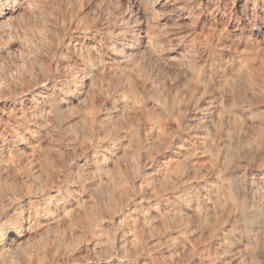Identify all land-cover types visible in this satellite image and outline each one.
<instances>
[{
	"label": "rangeland",
	"instance_id": "obj_1",
	"mask_svg": "<svg viewBox=\"0 0 264 264\" xmlns=\"http://www.w3.org/2000/svg\"><path fill=\"white\" fill-rule=\"evenodd\" d=\"M11 1L0 0V10L7 15L0 18V24L10 16L9 22L5 19L7 23L0 25V86H3L0 87V107H19L28 114L26 110L36 106V110L44 114L42 121L47 130L36 136L37 141L40 139L36 142L39 154L26 152L22 158H15L11 162L13 171L8 179L13 185L10 184L12 188L8 197L13 199L12 203L10 199L4 200L6 206L0 200V206L3 205V208L0 207V224L6 228L7 219L14 214L18 215V219L25 218L26 212L45 201L55 211V199L62 196V201L67 202V208L75 207L77 202L80 204V208L75 209L69 218L70 224L61 220L52 229L33 234V239L31 235V243L25 242L23 249L30 247L33 256H24V260L19 263L36 264L34 254L37 251L41 256L44 254L43 264H209V261L213 264H264V0ZM28 2H31L30 6ZM21 4L23 7H19ZM34 5L37 7L33 8ZM148 37L155 38V56L147 51V54L144 53L143 47ZM131 43L136 46L137 51L134 49V52L140 56L136 75L142 71L139 76H146V79L141 78L144 82L135 81L144 87L137 86L136 90V87L133 88L136 99H139L138 109L124 111L122 116L116 115L112 104L118 100V90L123 88L121 85L124 83L118 84L121 86L119 89L117 83L113 84L111 80L106 81V78L100 76L102 82H99L100 85L95 84V79L98 80L101 74L93 70L78 73V92L81 91L79 94L85 98L80 95L77 97L75 93L64 98L67 103L63 105H67V110L58 118L63 120H57V117L54 119L48 114L49 102L44 95L54 93L52 89L56 93V89L65 83L77 64L78 51L93 60L101 61L102 58L104 63H109L113 58L112 46L121 49ZM82 45L85 52L80 50ZM88 45L95 47L91 49L94 52L90 51L93 47L88 48ZM87 48L89 50H85ZM157 55L161 58L156 59ZM162 58L173 59L174 67ZM238 63L245 65V76L235 82L236 86L219 89L222 82L236 73ZM93 72L98 74V78ZM41 76L45 77V82ZM41 78L43 81L39 82ZM144 79L148 82L145 83ZM89 80L95 84L93 90L85 84ZM198 80L200 84L196 85ZM26 82L29 87H25ZM135 82L132 87L137 85ZM153 83L157 88L160 87L163 99L170 101L176 96L180 108L178 106V111L172 117L162 115L152 104L151 90L148 92V89H151ZM89 93L95 96L91 98ZM227 105L233 106L238 131L227 121L219 127V132L213 134V129L218 127L219 108ZM28 119L25 121L27 124L30 122ZM153 121L159 129H151ZM202 125L203 129L200 128ZM204 132L212 133L210 137L214 141V148L220 152L217 159L213 153H203L201 150L200 138ZM227 135L229 137L226 138ZM228 140L231 141L229 147L224 145ZM17 146L26 151L24 145ZM95 156L105 157L106 173L102 179H109L106 182L109 194L106 193L107 189L102 190L103 194L91 190L98 183V174L84 163L87 161L94 165ZM187 157L195 161L196 168L191 170V166L187 165L189 170L184 179H172L175 184L173 190L161 187L158 171L162 163L169 158L183 160ZM225 162L228 163L227 168ZM38 171H43L45 176ZM219 176L232 182L235 197L253 213L255 244L249 242L252 244L249 245L238 233L230 232L229 225L221 218L218 222L208 223L203 232L195 222L188 219L185 221L188 230L183 239L190 250L182 251L174 247L168 240L170 237H181L178 229L170 227L166 232L158 230L163 209L168 207L171 210L176 205L181 207L182 203L174 197L182 192L192 193L199 198L210 196L212 201L209 207L214 211V200H218V196L210 187L218 182ZM110 192L113 193L112 201L107 199ZM68 193L69 196H66ZM155 210L159 216H156ZM142 216L146 218L145 221ZM216 217L220 215L217 213ZM134 218L137 220L132 221ZM89 223L93 225L92 229ZM213 229H217L218 236L211 239ZM134 234H137L139 240L132 245L129 240ZM96 240L101 250L94 247ZM224 244L231 252L221 257V245ZM236 252H239L238 258H231V254ZM172 257L174 262L171 261ZM5 261L4 264L18 263L9 258Z\"/></svg>",
	"mask_w": 264,
	"mask_h": 264
},
{
	"label": "bare ground",
	"instance_id": "obj_2",
	"mask_svg": "<svg viewBox=\"0 0 264 264\" xmlns=\"http://www.w3.org/2000/svg\"><path fill=\"white\" fill-rule=\"evenodd\" d=\"M14 0L11 1V3H13ZM20 0H18L19 2ZM27 1V0H25ZM146 1V0H145ZM148 1V0H147ZM6 2V1H5ZM9 2V1H8ZM37 2L34 0V3ZM29 3V2H28ZM31 3V2H30ZM30 3L28 4L30 6ZM33 3V4H34ZM38 3V2H37ZM36 3V4H37ZM111 3V2H110ZM139 3V2H138ZM143 3V1H142ZM141 3V4H142ZM5 4V3H4ZM17 4V3H16ZM151 4V3H150ZM6 5V4H5ZM9 5V4H8ZM25 5V3H24ZM32 5V4H31ZM28 6V7H29ZM33 6V5H32ZM31 6V7H32ZM35 7L33 8H36L37 6L34 5ZM153 6V4H152ZM9 7V6H8ZM19 7H23L22 4L21 6ZM14 8V7H13ZM27 8V7H26ZM25 8V9H26ZM45 8V7H44ZM12 9V8H11ZM24 9V10H25ZM28 9V8H27ZM19 10V9H18ZM33 10V9H32ZM40 11V10H39ZM45 11V10H43ZM19 12V11H18ZM34 12V11H33ZM156 12V11H155ZM46 13V12H45ZM44 13V14H45ZM20 14V13H19ZM10 15V14H9ZM153 15V14H152ZM7 17V15L2 11L0 10V18H3V17ZM10 18V16H8ZM36 17V16H35ZM46 17V16H45ZM8 18V19H9ZM17 18V17H15ZM7 20V22H9V20L7 18H5ZM5 19L2 20V22H6ZM31 19V18H30ZM43 19V18H42ZM141 20V19H140ZM36 21V20H35ZM1 22V23H2ZM6 22V23H7ZM134 22V21H133ZM0 24V25H4V24ZM11 23V21H10ZM16 24V23H14ZM37 24V23H36ZM147 26V25H146ZM35 27V26H34ZM125 27V26H124ZM5 28V27H4ZM2 30V27L0 28ZM8 29V28H7ZM39 30V29H38ZM147 30V29H146ZM9 32V31H8ZM155 37V36H154ZM162 37V36H161ZM12 38V37H11ZM155 38H152V37H148L146 40V43L144 44L145 46L143 47L144 49V53H146L145 51H147L148 53L150 54H156L155 53V48H156V41L154 40ZM10 42V41H9ZM124 42V41H123ZM165 42V41H164ZM83 43V42H82ZM161 43V42H160ZM18 44V43H17ZM113 44V43H112ZM120 45V44H119ZM118 45V46H119ZM126 45V44H125ZM128 45V43H127ZM165 45V44H164ZM20 46V45H19ZM18 46V47H19ZM80 46V45H79ZM83 46V45H82ZM92 45H90L91 47ZM116 46V45H115ZM17 47V46H16ZM85 47H87V45H85ZM89 45H88V48H90ZM93 47V46H92ZM112 50H111V54L113 55V58L109 57L110 59V62L108 63H104L105 61H102V58L101 61H96V60H93L92 58H90L89 56H84L83 54L85 53H80V51H78L79 53L76 55V60H77V64L75 65L74 69L69 73L68 77L65 79V83H61L62 85L60 86L59 84V88L56 89V93H55V89H52L54 91V93L50 94V95H44V97L46 96V98L48 99L47 101L49 102V107L47 108L48 109V114L51 115L52 117H54V119L57 117V120H60L58 119L59 118V115L61 113H63L64 111L67 110V105L64 106L66 103L64 101V98H67L69 96H71L73 93H75V96H79V91L78 92V87H79V83L77 79H79L77 77L78 73L80 72H85L87 73L86 71H90L92 72L93 70L99 72L101 75H99V79H100V76L102 78H106V81H109L111 80V82L113 83H117V85L119 83H124L127 88L124 89V84L121 85L123 88L120 89L121 86L118 85V88L120 90L119 93H120V96L118 97V100L116 102H114L112 104V109L115 111V114L118 115L120 114L122 116L123 112L125 111H128V110H131V109H138L139 106H137V100L139 99H136L137 97L134 95V90L137 89V86L138 87H141L142 84L140 85V82H139V85L137 84L138 81L140 80L141 82H144L141 80V78L143 77H140L141 76V72L139 73L138 72V76L136 75V68L139 64V57L137 55V53L134 52V49L136 46H133L132 43L131 45L127 46L126 48L123 46L121 49L118 48H114V46H112ZM157 47H160L159 45ZM83 48H80V50L82 49L81 52H85L83 51ZM85 49V50H89V49ZM79 49V48H78ZM91 49H95V47L93 48H90V51H92ZM139 49V48H137ZM158 49V48H157ZM15 50V49H13ZM136 50V49H135ZM161 49H158V51H160ZM9 51V50H8ZM23 51V50H22ZM137 51V50H136ZM18 52V51H16ZM21 52V50H20ZM28 52V51H27ZM53 52V50H52ZM88 54H89V51H87ZM94 52V51H92ZM96 52V51H95ZM110 52V51H109ZM141 52V50H140ZM19 53V52H18ZM162 53V52H161ZM33 54V52H32ZM107 54V53H106ZM147 54V53H146ZM148 54V55H150ZM163 54V53H162ZM0 55H1V52H0ZM18 55V54H17ZM90 55V54H89ZM91 56H93V54H91ZM96 56V54H95ZM155 56V55H154ZM161 56V54H160ZM101 57V56H100ZM159 56L157 55L156 56V59L158 58ZM168 57V56H166ZM59 58V57H58ZM94 58V57H93ZM99 58V57H98ZM148 58V57H147ZM146 58V59H147ZM154 58V57H153ZM161 58V57H160ZM158 58V59H160ZM1 59V58H0ZM108 59V60H109ZM142 59V58H141ZM163 60H165V58H162ZM31 60V59H29ZM162 60V61H163ZM2 61V59H1ZM173 59L171 58H166L165 62L171 66L174 65L173 63ZM31 62V61H30ZM43 62V61H42ZM164 62V61H163ZM193 62V61H192ZM38 63V62H37ZM56 63V62H55ZM145 63V62H144ZM161 63V62H160ZM34 64V63H33ZM176 64V63H175ZM1 65V64H0ZM28 65V64H27ZM41 65V64H40ZM46 65V64H45ZM74 65V64H73ZM165 65V63H164ZM73 67V66H72ZM174 67V66H173ZM177 67V66H175ZM40 68V67H39ZM48 68V67H47ZM140 68H141V64H140ZM170 68V67H168ZM63 69V68H62ZM237 71L236 73L234 74H231V77L225 81V82H222L220 85H219V89L221 90H224L226 88H229L231 86H233L235 84V82L241 78V77H244L246 72V68H245V65L243 63H238L237 65ZM10 70V69H9ZM21 70V69H20ZM33 70V69H32ZM46 70V68L44 69ZM48 70V69H47ZM251 70V69H250ZM253 70V69H252ZM41 71V70H40ZM177 71V70H176ZM34 72V71H33ZM32 72V73H33ZM12 73V72H11ZM44 73H46L44 71ZM42 73V74H44ZM66 73V72H65ZM17 74V73H16ZM56 74V73H55ZM68 74V73H67ZM93 74H95L93 72ZM140 74V76H139ZM25 75V74H24ZM32 75V74H31ZM36 75V74H35ZM92 75V74H90ZM96 75V74H95ZM98 75V74H97ZM96 75V76H97ZM144 75V73L142 74ZM65 76V75H64ZM83 77V74L81 75ZM85 76V75H84ZM89 76V74H88ZM88 76H85V77H88ZM145 76V75H144ZM156 76V75H155ZM162 76V75H161ZM34 77V76H33ZM42 77V76H41ZM44 77V76H43ZM42 77V78H43ZM91 77V76H90ZM146 77V76H145ZM143 77V78H145ZM148 77V75H147ZM193 77V76H192ZM9 78V77H8ZM11 78V77H10ZM9 78V79H10ZM39 79V82L43 81V79ZM63 78V77H62ZM93 78V77H92ZM98 78V76H97ZM102 78L98 81L95 79V82L94 79L93 81L95 82V84H99V82L102 80ZM162 78V77H161ZM195 78V77H194ZM61 79V77H60ZM82 79V78H81ZM108 79V80H107ZM146 79V78H145ZM144 79V80H145ZM41 80V81H40ZM46 79H44V82H45ZM80 80V79H79ZM92 80V79H91ZM89 80L88 82L89 83H85V84H88L92 90L93 88H95V84ZM104 80V79H103ZM150 80V79H148ZM152 80V79H151ZM150 80V81H151ZM241 80V79H240ZM8 81V80H7ZM24 81V80H23ZM137 81V83L135 82ZM147 83L148 81L145 80ZM160 81V80H159ZM247 81V80H246ZM2 82V81H1ZM10 82V81H9ZM9 82L7 84H9ZM85 82H87V80H85ZM102 82V81H101ZM135 82V85L136 86H131L133 85V83ZM6 83V82H5ZM28 82H26L27 84ZM105 83V82H104ZM113 83V84H114ZM200 84V81L198 80V82H196V85L197 84ZM218 83V82H217ZM37 84V83H36ZM35 84V86H36ZM42 84V83H41ZM56 84V83H55ZM54 84V86H55ZM108 84V82L106 83V85ZM152 84V83H150ZM159 84V83H158ZM11 85V84H10ZM34 85V84H33ZM32 85V87H33ZM45 85V83H44ZM49 85V84H48ZM53 85V83L51 84ZM58 85V84H57ZM100 85V84H99ZM99 85H96L99 86ZM115 84V88L117 86ZM154 85V83H153ZM153 85H151V89H148V92L149 90H151V99L153 100L152 104L154 105V107L162 114V115H170L172 117V115H174L178 109L180 108V106L177 104V98L176 96L168 101L166 99H163L162 97V92L159 88H157V86L154 85V87H152ZM157 85V84H156ZM162 85V84H161ZM5 86V85H4ZM39 86V85H38ZM112 86V85H111ZM145 86V85H144ZM142 86V87H144ZM160 86V84L158 85ZM236 86V85H234ZM0 87H3L2 85ZM25 87H29L28 84L25 86ZM31 87V88H32ZM37 87V86H36ZM50 87V86H49ZM53 87V86H51ZM56 87V86H55ZM58 87V86H57ZM65 87L67 90H65ZM102 87V86H101ZM99 87V88H101ZM104 87V86H103ZM136 87V88H135ZM149 87V85H148ZM9 88V87H7ZM38 88V87H37ZM40 88V87H39ZM99 88H96L99 89ZM108 88V87H107ZM111 88V87H110ZM117 88V89H118ZM133 88H135L133 90ZM5 89V87H4ZM26 89V88H25ZM27 89H30V88H27ZM47 89V88H46ZM80 89V87H79ZM90 89V90H91ZM114 89V88H113ZM139 89V88H138ZM144 88H142L143 90ZM146 89V88H145ZM144 89V90H145ZM230 89V88H229ZM228 89V90H229ZM24 90V89H23ZM32 90V89H30ZM101 90V89H99ZM108 90V89H107ZM112 90V88H111ZM110 90V91H111ZM203 90V89H202ZM26 91V90H24ZM28 91V90H27ZM26 91V92H27ZM38 91V90H37ZM48 91V90H47ZM103 91V90H102ZM105 91V90H104ZM2 92H3V88H2ZM6 92V91H5ZM40 92V91H39ZM38 92V93H39ZM112 92V91H111ZM116 92L115 89L113 91V93ZM147 92V91H146ZM181 92V91H180ZM23 93V92H22ZM82 93V92H81ZM85 93V92H84ZM100 93V91H99ZM107 93V92H106ZM118 93V92H117ZM118 93V94H119ZM139 93V92H138ZM166 93V92H165ZM35 94V93H34ZM41 94V93H40ZM91 94V93H89ZM93 94L96 95V93L93 92ZM115 94V93H114ZM117 94V95H118ZM179 94V93H178ZM227 94V93H226ZM93 95V96H95ZM116 95V96H117ZM147 95V94H146ZM43 96V95H42ZM81 96V95H80ZM92 94H91V98L93 97ZM115 96V95H114ZM39 97H41L39 95ZM76 97V98H77ZM83 97V96H81ZM90 97V96H89ZM178 97V96H177ZM230 97V96H228ZM85 98V97H83ZM80 99V100H83ZM115 98V97H114ZM165 98V97H164ZM1 99V98H0ZM43 99V98H41ZM27 100V99H26ZM45 100V99H44ZM42 100V101H44ZM72 100V99H71ZM79 100V101H80ZM30 101V100H29ZM35 101V100H34ZM78 101V100H77ZM83 102V101H82ZM148 102V101H147ZM35 103V102H34ZM80 103V102H79ZM207 103V102H206ZM21 104V103H20ZM39 104V103H38ZM64 104V105H63ZM12 105V104H11ZM43 105V104H42ZM72 105V104H71ZM87 105V104H85ZM215 105V104H214ZM15 106V105H14ZM20 106V105H18ZM95 106V105H94ZM142 106V104H141ZM140 106V107H141ZM179 106V108H178ZM224 106V105H223ZM220 107L219 108V116H218V127L214 128L213 129V134H216L217 132H219V127H221L225 122H231L234 127H235V130L238 131V126H237V118L236 116H234V113H233V106H225V107ZM12 107V106H11ZM25 107V106H24ZM29 107V106H28ZM31 107V106H30ZM33 107V106H32ZM36 107V106H35ZM34 107V108H35ZM45 107V106H44ZM69 107V106H68ZM88 107V106H87ZM98 107V106H97ZM138 107V108H136ZM19 108V107H18ZM17 107H14L13 109H6L4 107H0V200L3 202V205L6 206V202H4V200L6 199H10L8 196H9V193H10V189L12 187H10L13 183H9L10 179H8L9 177V174H11L10 172H12V164L11 162L13 163L14 159L17 158V159H20L22 158V156L28 152L32 155H35V154H39V149L36 144V142L38 143L39 140L37 141L36 137L38 133H40L41 131H46V127L44 125V122L42 121V114L39 110H36V108L33 110V109H27L26 111H28V114L27 112L25 111H22V109H18ZM39 108V107H38ZM46 108V107H45ZM77 108V107H76ZM73 109V108H72ZM89 109V108H88ZM44 110V109H43ZM42 110V111H43ZM90 110V109H89ZM100 110V109H99ZM155 110V109H154ZM92 111V110H91ZM200 111V110H199ZM205 111V110H204ZM44 112V111H43ZM88 112V111H87ZM86 112V113H87ZM93 113V111H92ZM112 113V112H111ZM46 114V115H48ZM156 114V113H155ZM187 114V113H186ZM71 115V114H70ZM85 115V114H84ZM119 115V116H120ZM132 115V114H131ZM137 115V114H136ZM66 116V115H65ZM64 116V117H65ZM129 116V115H128ZM139 116V115H138ZM144 116V115H143ZM29 118L30 119V122L27 124L25 123L26 121V118ZM45 117V120H46V116ZM48 117V116H47ZM61 117H62V114H61ZM118 117V116H117ZM131 117V116H130ZM199 117V116H198ZM77 118V117H76ZM129 118V117H128ZM137 118V117H136ZM168 118V117H167ZM28 119V120H29ZM49 119V118H48ZM64 119V118H63ZM62 119V120H63ZM71 119V117H70ZM95 119V118H94ZM240 119V118H239ZM72 120V119H71ZM91 120V118H90ZM170 121V120H168ZM51 122V121H50ZM106 122V121H105ZM77 123V122H76ZM79 123V122H78ZM111 123V122H110ZM67 124V123H66ZM119 124V123H118ZM199 124V123H198ZM120 125V124H119ZM151 129L152 128H160L159 126H157L156 122L153 121L151 124ZM47 126V125H46ZM68 126V125H67ZM77 126V125H76ZM82 127V126H81ZM114 127V125H113ZM149 127V126H148ZM130 128V127H129ZM200 128H204V126L202 125ZM66 129V128H65ZM93 129V128H92ZM114 130V129H113ZM153 130V129H152ZM151 130V131H152ZM192 130V129H191ZM57 131V129H56ZM157 131V130H156ZM23 132V133H21ZM68 132V131H67ZM26 134V135H25ZM44 134V133H43ZM65 134V133H64ZM68 134V133H67ZM85 134H87V132H85ZM159 134V133H158ZM210 134L212 133H208L206 134L204 132V136H202L200 138V145H201V150L203 153H213V155L216 157V159L219 157V154L220 152L218 150H216L214 148V141L212 140V138L210 137ZM25 135V136H24ZM41 135V133H40ZM45 135V134H44ZM69 135V134H68ZM206 135V136H205ZM120 136V135H119ZM130 136V134H129ZM229 137L228 135L226 136V138ZM52 138V137H51ZM84 138V137H83ZM88 138V137H87ZM130 138V137H129ZM53 139V138H52ZM158 139V138H157ZM45 140V139H44ZM191 140V139H190ZM19 141H20V144L24 145L25 147V150L26 151H23L22 149L20 150V148L17 146V145H20L19 144ZM167 143V142H166ZM41 144V142H40ZM42 145V144H41ZM224 145H228L227 147H229V145H231V141L228 140V142H225ZM47 146V145H46ZM157 146V145H156ZM42 147V146H41ZM84 147V146H83ZM90 147V146H89ZM45 148V147H44ZM38 149V150H37ZM100 149V148H99ZM219 149V148H218ZM48 151V150H46ZM136 151V150H135ZM161 151V150H160ZM163 152V150H162ZM135 154V153H134ZM27 155V154H26ZM25 155V156H26ZM155 155V154H154ZM183 155V154H182ZM51 156V155H49ZM159 156V154H158ZM29 158V157H28ZM34 158V156H33ZM85 158V157H84ZM160 158V157H159ZM210 158V157H208ZM32 159V158H31ZM41 159V157H40ZM26 160V159H25ZM29 160V159H28ZM42 161V160H41ZM40 161V163H41ZM115 161V160H114ZM39 162V161H38ZM57 162V161H56ZM93 162V161H92ZM105 157L104 156H95V160H94V165L93 163H89L87 161H85V166L92 170V172L94 171L97 172L98 174V178L99 180L97 181L98 183H96L93 187H91V190L92 192L96 193V194H103L102 190L103 189H107L108 187H106V182L109 180L107 179V181H104L102 179V175L105 174ZM209 162L211 163V161L209 160ZM26 163V162H25ZM43 163V162H42ZM41 163V164H42ZM59 163V162H58ZM31 164V163H30ZM35 164V163H34ZM115 164V163H113ZM225 166L227 168L228 166V163L225 162ZM33 165V164H31ZM43 165V164H42ZM58 165V164H57ZM190 165L191 166V170H194L196 167L195 166V161L194 160H191L190 158H184L183 160L181 159H178V158H169L168 160L164 161L162 163V166L160 167V170L158 171V176H159V180H160V184H161V187H163L164 189H168V188H172L170 190H173L175 187V184L172 182V179H184V176L188 173V166ZM21 166V164H20ZM46 166V164H45ZM49 166V165H48ZM84 166V167H85ZM149 166V165H148ZM212 166V165H211ZM24 167V166H23ZM57 167V166H56ZM157 167V166H156ZM38 168V167H37ZM46 168V167H45ZM198 168V167H197ZM214 168V167H213ZM212 168V169H213ZM225 168V169H226ZM34 169V168H33ZM44 169V168H42ZM222 169V168H221ZM12 170V171H11ZM16 170V169H15ZM27 170V169H26ZM47 170V169H46ZM44 170V172L46 171ZM114 170V169H113ZM48 171V170H47ZM52 171V170H51ZM83 171V170H82ZM89 171V170H88ZM18 172V171H17ZM39 172V171H38ZM43 172V171H42ZM42 172L40 171L39 173L42 174ZM43 172L44 176H45V173ZM53 172V171H52ZM207 172V171H206ZM213 172V171H211ZM37 173V172H36ZM49 173V172H48ZM133 173V172H132ZM196 173V172H195ZM15 175V174H14ZM21 175V173L19 174ZM37 175V174H36ZM39 175V174H38ZM57 175V174H56ZM93 176V175H92ZM96 176V175H95ZM32 177V176H31ZM87 177V176H85ZM105 177V176H104ZM14 178V177H13ZM89 178V177H88ZM129 178V177H128ZM158 178V177H157ZM39 179V178H38ZM42 179V177L40 178ZM58 179V178H57ZM119 179V178H118ZM117 179V180H118ZM186 179V178H185ZM16 180V178H15ZM54 180V179H53ZM18 181V180H17ZM16 181V182H17ZM22 181V180H21ZM32 181V179H31ZM30 181V182H31ZM35 180H33L34 182ZM49 181V180H48ZM47 181V182H48ZM63 181V180H62ZM87 181V180H85ZM179 181V180H178ZM177 181V182H178ZM14 182V181H13ZM36 182V181H35ZM34 182V183H35ZM84 182V181H83ZM180 182V181H179ZM178 182V183H179ZM182 182V181H181ZM32 183V182H31ZM57 183V182H56ZM109 183V182H108ZM177 183V184H178ZM23 185V183H21ZM33 184V183H32ZM50 184V183H49ZM76 184V183H75ZM15 185V184H14ZM36 185V184H35ZM41 185V184H40ZM44 185V184H43ZM59 185V184H58ZM21 186V185H20ZM182 186V185H181ZM42 187V186H41ZM50 187V186H49ZM43 188V187H42ZM115 188V187H114ZM158 188V187H157ZM212 190H214L218 196V200H214V204H215V210L213 211L212 208L210 209L209 207V204H210V201H212L211 197H205L204 198H199V197H196L194 194L190 193V194H187V193H179L177 196H175L174 198L177 200V202H181L182 205L181 207L179 205H176L174 209H163V217L161 218V225H160V228L158 230H161V231H167V228H170V227H173V228H176L178 229L179 233L181 234V237L180 238H169L168 241L171 242V244L177 248H180V250L182 251H188L190 250V248L188 247L187 243L184 241L183 239V236L184 234L187 232V222H185L186 220H191L193 221V223L195 222L196 225L198 226V229L200 228V231H204L206 230L207 228V225L208 223H210L211 221H214L215 222H218L219 218H221L223 220V222L227 223L229 225V228H230V232H233V233H238L242 238H244L248 243L249 242H252V244H255V236H256V233L254 232L253 230V213L251 211L248 210V208L245 206V204L238 200L233 191H232V182L228 179V178H224L223 176H219V180L217 183L215 184H212L211 187ZM237 188V187H236ZM16 189V188H15ZM46 189V188H45ZM27 190V189H26ZM25 190V191H26ZM37 190V189H36ZM40 190V189H39ZM110 189H107L106 190V193L109 192ZM201 190V189H200ZM13 191V190H12ZM11 191V192H12ZM153 191V190H152ZM14 192V191H13ZM17 192V191H16ZM15 193V192H14ZM43 193V192H42ZM56 193V192H55ZM91 193V192H90ZM111 195H108L107 196V199L108 201H112V196H113V193L110 192ZM109 194V193H108ZM220 195H221V198H220ZM60 196V194H59ZM66 196H69V193L66 194ZM76 196H78V194H76ZM91 197V196H89ZM13 199V198H12ZM12 199H10L11 203H12ZM16 199V197H15ZM14 199V200H15ZM46 199V198H45ZM50 199V198H49ZM57 201L56 203V206L54 207L55 208V211L51 210L49 205L47 204V202H43V203H38L34 208H31L29 210L31 211H28L26 212V217L25 218H19L18 219V215L14 214L12 216V218H9L7 219L6 221V228H3V224H0V264H4L6 263V258L14 261H18V263L24 259H22L24 256L25 258L28 257V256H33V251L30 250V247L29 249H27V247L25 249H23L25 246V242H30L29 239L31 237V235H35L36 232L40 231H47V230H50L54 227L55 223L58 222V221H61L66 223V224H70V217L72 216L73 212H75L74 210L75 209H79L80 208V204L77 202L75 203V207L73 208H67V202L64 203L63 200V196L62 198L60 199H55ZM131 200V199H129ZM55 201V202H56ZM77 201V200H76ZM80 201V200H79ZM8 202V201H7ZM9 202V204H10ZM42 202V201H41ZM122 202V200H121ZM50 204V203H49ZM126 204V203H125ZM3 205L0 206L3 208ZM55 205V204H54ZM74 205V204H73ZM99 205V204H98ZM165 205V204H164ZM167 205V204H166ZM190 205V207L188 206ZM120 206V205H119ZM100 207V206H99ZM212 207V206H211ZM170 208V207H169ZM6 209V208H5ZM10 209V208H8ZM3 210V209H2ZM4 211V210H3ZM7 211V209H6ZM88 211V210H87ZM156 211V210H155ZM16 212V211H15ZM140 212V211H139ZM12 213V212H11ZM10 213V214H11ZM17 213V212H16ZM25 213V212H24ZM148 213V212H147ZM155 213V212H154ZM217 213L220 215V217H216ZM20 214V213H19ZM151 214V213H150ZM149 214V215H150ZM156 216L158 215V211H156ZM154 214V215H155ZM8 215V214H7ZM153 215V214H152ZM153 215V217H155ZM159 216V215H158ZM9 217V216H8ZM24 217V215H23ZM131 217V216H130ZM135 217V216H134ZM6 218V217H5ZM83 218V217H82ZM85 218V217H84ZM136 218V217H135ZM132 220V221H136L137 219ZM139 218V217H138ZM142 220H146V218L144 216L141 217ZM131 218H129L130 220ZM152 219V218H150ZM6 220V219H5ZM84 221V219H83ZM160 221V220H158ZM82 222V220H81ZM190 222V221H189ZM140 223V221H139ZM143 222H141L142 224ZM5 224V223H4ZM58 224V223H57ZM83 224V223H82ZM132 224V223H131ZM160 224V223H159ZM59 225V224H58ZM69 226V225H68ZM72 226V225H71ZM83 226V225H82ZM159 226V225H158ZM67 227V226H66ZM85 227V226H84ZM89 227L92 229L93 225L91 223H89ZM135 229H136V226L134 225L133 226ZM73 228V227H72ZM63 229V228H62ZM121 230V229H120ZM124 230V229H123ZM190 231V230H189ZM50 232V231H49ZM45 233V232H43ZM55 233V232H54ZM79 233V232H78ZM95 233V232H94ZM130 233V232H129ZM152 233V232H151ZM178 233V232H177ZM176 234V233H175ZM34 235L33 237H31V239L34 238ZM37 235H39L37 233ZM50 235V234H49ZM80 235V234H79ZM94 235V234H93ZM158 235V234H157ZM85 236V235H84ZM176 237V235H174ZM173 236V237H174ZM211 236V239L212 238H216L218 235H217V229H213V231L211 232L210 234ZM38 237V236H37ZM48 237V236H47ZM55 237V236H53ZM63 237V236H62ZM75 237V236H74ZM78 237V236H77ZM190 237V236H189ZM83 238V237H82ZM90 238V237H89ZM93 238V237H92ZM198 238V237H197ZM39 239V238H37ZM49 239V238H48ZM59 239V238H58ZM88 239V238H87ZM156 239V238H155ZM41 240V239H40ZM78 240V239H77ZM92 240V239H91ZM138 238H137V234H134L133 236H131V239L129 240V243H131L132 245L137 242L138 243ZM46 241V239H45ZM52 241V240H51ZM95 241V240H94ZM110 241V240H109ZM126 241V240H125ZM27 242V243H28ZM48 242V241H47ZM58 242V241H57ZM128 242V240H127ZM226 242V241H225ZM26 243V244H27ZM42 243V242H41ZM125 243V242H124ZM204 243V242H203ZM56 244V243H55ZM94 244V243H93ZM150 244V243H149ZM195 244V243H194ZM249 243V245H252ZM23 245V246H22ZM39 245V244H38ZM58 245V243L56 244ZM66 245V244H65ZM109 245V244H108ZM130 245V244H129ZM225 245V244H224ZM222 246L221 245V248H222V251L220 253L221 257H224L226 255H229V253L231 251H229V247L228 246ZM37 246V245H36ZM33 247V246H32ZM39 247V246H38ZM45 247V246H44ZM47 247V246H46ZM64 247V246H63ZM94 247H97V249L101 250L100 247H99V243H98V240H96L95 244H94ZM78 248V247H77ZM81 248V247H80ZM144 248V247H143ZM151 248V247H150ZM164 248V247H163ZM37 249V248H36ZM103 249V248H102ZM154 249V248H153ZM161 250V249H160ZM39 251V250H38ZM60 251V250H59ZM91 251V250H90ZM179 251V250H178ZM218 251V250H217ZM238 251V250H237ZM36 254L35 257L37 259V263L36 264H43V255L41 256V254H37V251H35ZM40 252V251H39ZM38 252V253H39ZM44 252V251H43ZM100 252V251H99ZM176 252V251H175ZM248 252V251H247ZM109 253V252H108ZM49 254V253H48ZM105 254V253H104ZM169 254V253H168ZM171 254V253H170ZM239 252H236L234 254H231V258H234V259H237L239 256L238 255ZM261 255V254H260ZM57 256V255H56ZM95 256V255H94ZM100 256V255H99ZM169 256V255H168ZM246 256V254H245ZM98 257V256H97ZM129 257V256H128ZM196 257V256H195ZM84 258V257H83ZM110 258V257H109ZM124 258V257H123ZM136 258V257H135ZM169 258V257H168ZM62 259V258H61ZM85 259V258H84ZM30 260V259H29ZM82 260V258H81ZM104 260V259H103ZM109 260V259H108ZM183 260V259H182ZM73 261V260H72ZM71 261V263H72ZM127 261V260H126ZM171 261L174 262L175 259L172 257L171 258ZM10 262V261H9ZM25 262V261H24ZM29 262V261H28ZM66 262V261H65ZM64 262V263H65ZM168 262V261H167ZM17 263V264H18ZM139 263V262H138ZM189 263V262H188ZM225 263V262H224ZM20 264V263H19ZM29 264V263H28ZM70 264V263H69ZM153 264V263H152ZM209 264H213L212 261H209Z\"/></svg>",
	"mask_w": 264,
	"mask_h": 264
}]
</instances>
